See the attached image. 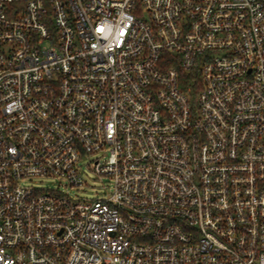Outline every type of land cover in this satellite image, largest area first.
I'll return each mask as SVG.
<instances>
[{
  "label": "built area",
  "instance_id": "1",
  "mask_svg": "<svg viewBox=\"0 0 264 264\" xmlns=\"http://www.w3.org/2000/svg\"><path fill=\"white\" fill-rule=\"evenodd\" d=\"M0 264H264V0H0Z\"/></svg>",
  "mask_w": 264,
  "mask_h": 264
},
{
  "label": "rangeland",
  "instance_id": "2",
  "mask_svg": "<svg viewBox=\"0 0 264 264\" xmlns=\"http://www.w3.org/2000/svg\"><path fill=\"white\" fill-rule=\"evenodd\" d=\"M96 157L97 153H92L81 160L82 173L85 179L82 186H67L64 184V180L56 179L53 176H40L32 180H27L26 182L40 187H59L60 189L67 190L71 195L80 198H102L105 196V193H107L110 183L108 178H101L94 169L90 167V162H93Z\"/></svg>",
  "mask_w": 264,
  "mask_h": 264
},
{
  "label": "trees",
  "instance_id": "3",
  "mask_svg": "<svg viewBox=\"0 0 264 264\" xmlns=\"http://www.w3.org/2000/svg\"><path fill=\"white\" fill-rule=\"evenodd\" d=\"M200 74L198 72H181V85L184 90L190 92L191 94H195L196 91L201 86Z\"/></svg>",
  "mask_w": 264,
  "mask_h": 264
}]
</instances>
